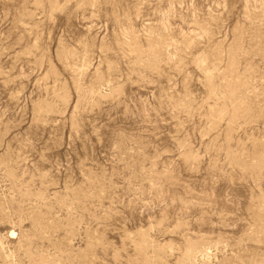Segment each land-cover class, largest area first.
I'll return each mask as SVG.
<instances>
[{
    "label": "rangeland",
    "instance_id": "1",
    "mask_svg": "<svg viewBox=\"0 0 264 264\" xmlns=\"http://www.w3.org/2000/svg\"><path fill=\"white\" fill-rule=\"evenodd\" d=\"M0 264H264V0H0Z\"/></svg>",
    "mask_w": 264,
    "mask_h": 264
}]
</instances>
